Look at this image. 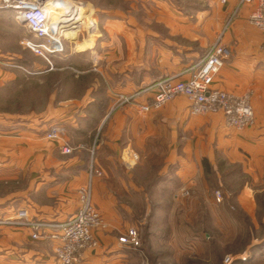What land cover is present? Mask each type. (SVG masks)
<instances>
[{"label": "crops", "instance_id": "1", "mask_svg": "<svg viewBox=\"0 0 264 264\" xmlns=\"http://www.w3.org/2000/svg\"><path fill=\"white\" fill-rule=\"evenodd\" d=\"M210 2L221 3L220 8L198 13V22L193 25H188L182 14L168 12L151 23L160 30L150 24L126 35L121 32L122 20H108L105 38L97 43L96 40L92 47L81 51L76 48V53H70L69 60L82 74L54 78L50 75L53 90L38 110L0 113V183H16L15 191L0 198V219L13 217L21 210L40 220L70 219L81 207L78 191L88 183L94 148L95 170L101 176L93 181V201L109 228L119 227L120 218L116 215L119 208L110 187V181L117 179L114 165L124 153L133 151L139 155L137 151L141 152L146 142H152L159 118L191 117L194 121L191 128H196L198 117L190 115L189 101L184 97H178L160 112L145 114L137 111L134 104L114 109L116 94L135 93L198 63L239 0ZM0 14H5L7 20L12 18L6 12ZM247 18L248 10L244 9L226 35L225 43L232 56L216 78L214 88L240 95L252 92L255 116L261 121L264 120V33L253 29ZM202 20L208 21L202 23ZM13 22L16 26V21ZM14 46L18 48L17 43ZM4 53L0 51V57H15L11 52ZM95 57L97 65L93 63ZM3 73L0 71V87L4 80L14 79L8 73L2 77ZM148 96L138 101L144 103ZM208 117L213 121L211 126L219 128L230 145L239 137L240 133H235L238 131L226 127L221 114ZM53 126L65 129L61 140L46 138ZM64 144L76 150L64 155L61 153ZM28 235L27 231L0 228V264H10L13 259L17 260L16 264H58L54 253L56 243L52 241L36 243L35 250H24L18 257H11L10 242L25 247L33 243ZM96 236L99 247L86 252L80 264H134L135 253L115 235L96 231Z\"/></svg>", "mask_w": 264, "mask_h": 264}, {"label": "rangeland", "instance_id": "2", "mask_svg": "<svg viewBox=\"0 0 264 264\" xmlns=\"http://www.w3.org/2000/svg\"><path fill=\"white\" fill-rule=\"evenodd\" d=\"M57 1L68 3V9L64 5L60 8L61 13H68L65 16L79 10L72 1L89 5L91 8L85 10L89 15L94 10L91 32L76 47L68 43V54L76 53L75 48L81 51L92 47L96 40L97 43L105 38L110 19L122 20L121 32L127 35L140 26L154 24L168 12L182 14L186 23L193 25L198 22V13L217 11L221 5H212L210 0ZM0 12L12 16L7 20L5 14H0V51L15 54L0 57L2 77L5 73L14 76V82L2 80L0 113H31L41 108L52 92L50 75L68 77L82 72L70 60L56 61L57 69L50 71L44 59L21 45L24 38L32 37L30 31L17 22L16 26L11 24L15 21L12 11L0 8ZM229 17L230 14L223 25ZM152 28L160 30L158 25ZM204 32L202 27L203 41ZM72 35L67 33L68 37ZM255 117L252 127L235 132L240 134L231 145L223 139L219 128L211 126L213 121L209 117L195 118L196 128H191V117L159 118L152 142H146L141 152L137 151L136 165L127 169L121 158L113 167L117 179L110 181V187L119 208V227L111 229L105 220L107 228L97 231L111 233L120 242L129 229H136L139 244L126 246L136 255L134 264H227V258L232 259L230 264H264V120ZM182 189H188L189 195L182 196ZM15 190V182L0 183V198ZM218 193L221 200L217 199ZM0 228L27 231L35 243L20 247L10 242L8 252L14 258L24 250H35L36 243L51 242L34 241L31 231L24 226ZM243 258L247 259L241 262ZM16 263V259L10 260V264Z\"/></svg>", "mask_w": 264, "mask_h": 264}, {"label": "built area", "instance_id": "3", "mask_svg": "<svg viewBox=\"0 0 264 264\" xmlns=\"http://www.w3.org/2000/svg\"><path fill=\"white\" fill-rule=\"evenodd\" d=\"M50 1L36 3L32 0H3L0 8L12 11L15 21L24 25L32 34L31 38H24L21 45L44 59L49 70L54 71L57 69L56 61L69 60L70 54L66 48L68 43L76 47L77 42L85 41L91 32L95 17L93 9V15L85 12L89 5L71 0L81 12L77 9L78 11L72 15H59L58 21L54 23L47 8ZM244 9L248 10L249 25L264 33V0H239L205 56L198 63L176 76L163 78L135 93L116 94L114 109L134 104L137 111L148 114L163 109L178 97H184L189 101V113L193 117L221 114L226 127L231 130L243 131L252 127L256 119L252 104L253 93L240 95L214 88L216 78L232 56L230 48L225 43L226 35ZM67 33L73 35L68 37ZM93 63L97 65V57L93 59ZM144 96H148L147 101L139 102L138 100ZM64 134L63 127L53 126L46 138L58 141ZM75 150L76 148L64 144L61 153L70 155ZM93 155L94 148L91 151L88 183L78 191L81 207L70 219L65 222L40 220L32 218L28 211L21 210L13 217L0 219V225L24 226L31 231V238L34 241L55 242L54 253L58 264L82 263L86 252L99 247L96 231L107 228L105 219L93 201V181L97 176H101L94 168ZM138 161L139 155L133 151L127 153L126 159L123 157L127 169H132ZM189 193L188 189L181 191L182 196ZM217 199L221 200V194H217ZM138 242L139 233L134 228L129 229L120 238V243L125 246H137ZM225 262L230 264L232 259L227 258Z\"/></svg>", "mask_w": 264, "mask_h": 264}, {"label": "bare ground", "instance_id": "4", "mask_svg": "<svg viewBox=\"0 0 264 264\" xmlns=\"http://www.w3.org/2000/svg\"><path fill=\"white\" fill-rule=\"evenodd\" d=\"M36 3H43L45 0H32ZM48 3V2H47ZM63 5L65 6L66 9H68V3L65 1H57V0H51L48 4H47V8H48V12L51 13V18L53 19V22L56 23L58 21V16H65L68 13H61V7H63ZM56 11H60V12H56ZM67 35V34H66Z\"/></svg>", "mask_w": 264, "mask_h": 264}, {"label": "water", "instance_id": "5", "mask_svg": "<svg viewBox=\"0 0 264 264\" xmlns=\"http://www.w3.org/2000/svg\"><path fill=\"white\" fill-rule=\"evenodd\" d=\"M246 259H247V258H243V259H240V261H241V262H242V261H246Z\"/></svg>", "mask_w": 264, "mask_h": 264}]
</instances>
